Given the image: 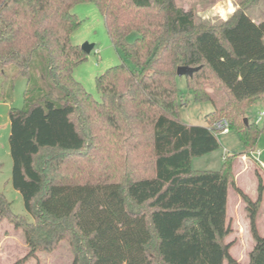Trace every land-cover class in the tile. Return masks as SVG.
I'll list each match as a JSON object with an SVG mask.
<instances>
[{"label": "trees", "instance_id": "obj_1", "mask_svg": "<svg viewBox=\"0 0 264 264\" xmlns=\"http://www.w3.org/2000/svg\"><path fill=\"white\" fill-rule=\"evenodd\" d=\"M262 1L241 0L229 18L209 26L176 0L0 2V72L15 67V77L28 79L24 106L9 111V141L12 185L31 220L0 192V217L22 231L28 247L13 264L54 253L63 242L72 264H242L231 255L234 242H226L231 188L249 220L248 264H264V181L256 174L253 200L233 173L236 157L257 151L264 137V123L244 119L264 105V21L247 14ZM81 2L98 8L111 43L132 63L96 78L100 101L74 76L88 57L71 43L82 23L71 10ZM40 49L59 96L38 77ZM179 66L197 68L185 76L194 101L226 98L206 119H228L245 151L223 156L219 170L192 167L221 144L209 127L179 119Z\"/></svg>", "mask_w": 264, "mask_h": 264}, {"label": "rangeland", "instance_id": "obj_2", "mask_svg": "<svg viewBox=\"0 0 264 264\" xmlns=\"http://www.w3.org/2000/svg\"><path fill=\"white\" fill-rule=\"evenodd\" d=\"M2 0H0L1 2ZM241 0H176L178 6L185 10H194L197 23L204 25L219 24L229 18L236 10ZM223 4L225 17H221L216 11V6ZM231 6L234 11H227ZM72 13L81 20L79 29L71 35V43L76 46H83L88 43L94 49L88 54L86 61L79 65L74 73L76 79L85 87L97 101L101 95L96 89V78L106 70L121 63H132L125 59L122 51L115 48L108 35L105 26L104 16L98 8L91 3H79L73 6ZM254 21H264V1L257 4L247 12ZM136 34H132L128 41H133ZM37 66L40 67L39 76L41 83L46 90L55 93V97L60 92L51 85L46 76L48 65L45 50L40 49L36 59ZM15 67H10L4 74L0 72V192H2L15 214L22 215L31 220L22 195L12 185L13 157L10 152V133L11 125L9 118L10 108L21 109L25 103V90L28 86V79L15 77ZM177 88L179 89V101L183 106L179 109V119L189 125H200L211 127L206 116L215 111L216 108H223L226 98L220 94L217 105L212 101H194L193 93L187 88L185 76H178ZM210 91V89H209ZM214 94V93H213ZM215 95V94H214ZM264 110V105H254L248 109L247 118L250 122H258L259 111ZM220 148L206 156L197 157L192 161V167L197 170H219L222 165L223 156L228 153H244V147L234 131L228 134H218ZM264 147V137L260 139L257 151ZM264 159V156H262ZM233 173L237 186L246 192L253 200L257 199V176H261L264 181V170L258 166L253 155H242L236 157L233 163ZM264 197V196H263ZM228 222L231 224L233 233L226 239V242H234L231 255L238 261L246 264L249 250L253 245L252 235L249 229V220L245 212V204L238 196L234 188L229 191ZM258 219V229L261 236H264V200L262 202ZM28 253V247L22 231L17 230L7 220L0 217V264H13L18 259L23 258ZM238 258H237V257ZM244 258V260H243ZM73 254L69 250L67 243H61L56 252H41L36 259H32L26 264H72ZM243 260V261H242Z\"/></svg>", "mask_w": 264, "mask_h": 264}, {"label": "built area", "instance_id": "obj_3", "mask_svg": "<svg viewBox=\"0 0 264 264\" xmlns=\"http://www.w3.org/2000/svg\"><path fill=\"white\" fill-rule=\"evenodd\" d=\"M258 124L264 123V110L259 111L258 114ZM211 131H215L218 134H228L230 132V127H229V121L228 119L222 118L221 120L215 122L211 127H209ZM264 151H255L252 153L253 158L255 159L256 163L258 166H260L264 170V159H262V154Z\"/></svg>", "mask_w": 264, "mask_h": 264}, {"label": "water", "instance_id": "obj_4", "mask_svg": "<svg viewBox=\"0 0 264 264\" xmlns=\"http://www.w3.org/2000/svg\"><path fill=\"white\" fill-rule=\"evenodd\" d=\"M94 49V46L88 43H84V45L82 46V50H84L87 54H89L92 50ZM197 68L191 69L189 67L186 66H179L177 69V73L178 76H193L194 75V71H196ZM245 119V124L249 123V119L244 118Z\"/></svg>", "mask_w": 264, "mask_h": 264}, {"label": "clouds", "instance_id": "obj_5", "mask_svg": "<svg viewBox=\"0 0 264 264\" xmlns=\"http://www.w3.org/2000/svg\"><path fill=\"white\" fill-rule=\"evenodd\" d=\"M215 11H216L221 17H225V18H226V15H225V9H224L223 4H218V5L216 6ZM227 11L231 12V11H234V9H233L231 6H229L228 9H227Z\"/></svg>", "mask_w": 264, "mask_h": 264}, {"label": "crops", "instance_id": "obj_6", "mask_svg": "<svg viewBox=\"0 0 264 264\" xmlns=\"http://www.w3.org/2000/svg\"><path fill=\"white\" fill-rule=\"evenodd\" d=\"M255 22H258V21H255ZM258 104H262V103H258ZM258 104H257V105H258ZM262 105H263V104H262ZM263 148H264V147H263ZM263 151H264V149H263ZM262 156H264V153L262 154ZM253 245H254V244H253ZM233 247H234V246H233ZM233 247H232V248H233ZM253 247H254V246H252L251 249L249 250V252H247V253H250L251 250L253 249ZM236 257H237V256H236ZM237 258H238V257H237ZM243 260H244V258H243ZM243 260H242V261H243ZM238 261H239V260H238ZM239 262H241V261H239ZM241 263L244 264V262H241ZM248 263H249V255H248V258H247V262H246V264H248Z\"/></svg>", "mask_w": 264, "mask_h": 264}]
</instances>
